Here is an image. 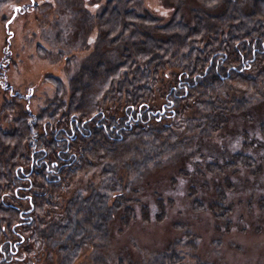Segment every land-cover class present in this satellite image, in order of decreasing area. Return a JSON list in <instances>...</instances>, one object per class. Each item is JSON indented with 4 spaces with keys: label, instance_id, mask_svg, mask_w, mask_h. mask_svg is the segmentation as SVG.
<instances>
[{
    "label": "trees",
    "instance_id": "16d2710c",
    "mask_svg": "<svg viewBox=\"0 0 264 264\" xmlns=\"http://www.w3.org/2000/svg\"><path fill=\"white\" fill-rule=\"evenodd\" d=\"M141 3H103L98 42L116 43L117 54L95 50L69 77L67 100L61 79L52 77L54 95L37 113L22 105L26 95L11 93L0 64V87L9 95L0 105V264L53 247L59 264H73L85 243L107 238L116 212L122 226L133 215L120 169L143 168L175 149L186 137L182 126L219 130L227 100L245 113L252 98L264 97V0H172L163 21ZM233 88L253 94L228 97ZM258 126L264 135V121ZM255 163L235 151L205 168ZM92 170L97 186L65 196L78 174ZM217 195L225 199L222 189ZM180 240L148 264H183Z\"/></svg>",
    "mask_w": 264,
    "mask_h": 264
},
{
    "label": "rangeland",
    "instance_id": "374dc122",
    "mask_svg": "<svg viewBox=\"0 0 264 264\" xmlns=\"http://www.w3.org/2000/svg\"><path fill=\"white\" fill-rule=\"evenodd\" d=\"M105 1L7 0L0 5V64L11 93L26 95L21 103L31 112L54 95L52 77L61 79L67 100L69 77L95 50L117 54L116 43L108 46L97 38L96 15ZM169 1L142 0L141 8L163 21L172 11ZM162 70L170 75L168 67ZM2 91L0 105L9 97ZM251 94L233 88L228 97ZM226 102L227 121L219 130L188 132L182 126L186 137L175 149L143 168L118 171L133 215L122 226L114 212L107 238L85 243L73 264H148L177 239L183 264H264V135L258 126L264 121V97L252 98L245 113ZM235 151L252 155L256 163L235 171L205 168L206 162L222 161ZM98 182L96 170L80 173L65 196L77 190L87 194ZM217 189L224 191L223 201ZM19 253V264H59L55 247L40 255Z\"/></svg>",
    "mask_w": 264,
    "mask_h": 264
}]
</instances>
